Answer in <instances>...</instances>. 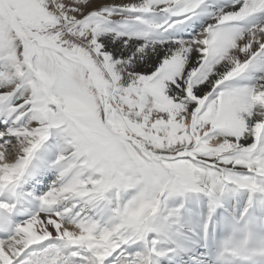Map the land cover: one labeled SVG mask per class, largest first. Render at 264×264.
Returning a JSON list of instances; mask_svg holds the SVG:
<instances>
[{"label":"snow or ice","instance_id":"obj_1","mask_svg":"<svg viewBox=\"0 0 264 264\" xmlns=\"http://www.w3.org/2000/svg\"><path fill=\"white\" fill-rule=\"evenodd\" d=\"M108 3L129 13L111 39ZM204 4L0 0V264H159L178 253L160 245L202 209L200 194L210 243L217 210L243 193L216 260L264 264L246 219L257 195L264 211V23L234 26L264 15V0H233L190 41L131 39L136 24L173 29ZM154 12L169 19H144ZM254 72V83H228ZM53 135L55 159L38 157ZM49 169L56 180L21 219V183ZM174 196L186 199L166 209Z\"/></svg>","mask_w":264,"mask_h":264},{"label":"bare ground","instance_id":"obj_2","mask_svg":"<svg viewBox=\"0 0 264 264\" xmlns=\"http://www.w3.org/2000/svg\"><path fill=\"white\" fill-rule=\"evenodd\" d=\"M119 3V0H117ZM233 4V0H205V4L202 5L200 9L197 10V14L192 16L190 20L185 21L183 24L178 25L176 28L173 29H150L147 24H136L135 30L131 33V39L136 40L138 44H149L154 45L156 48H166L168 44L173 43L175 41H190L192 40L197 33H199L203 27H206L208 23L214 22L215 15L219 12L221 8L228 10ZM104 5H111L114 9L117 8L120 10L121 17L114 19L116 22V27L119 29V32L109 35L107 39H111L113 35H120L122 32H127L128 29L124 27L125 20L129 17V13L126 11L124 7H116L113 6L111 3L104 4ZM201 10V11H199ZM114 15V14H113ZM149 23H164L168 20V16L162 12H154L144 17ZM264 23V15H257L256 17L248 18L245 21L238 22L234 25L237 28L246 29L251 27L253 24ZM122 39H129L128 35H124L121 37ZM116 42H120L117 39ZM149 67H152L149 65ZM258 73H251L246 74L245 79L237 78L234 81L228 82L230 84H251L255 82V79L258 78ZM57 137L55 135L51 136L49 141L46 142L45 146L43 147L48 151L50 150V146L56 144ZM56 154L59 153V146L55 148ZM45 153V152H44ZM38 157L41 156L40 152L37 154ZM55 159V155H52V159ZM35 163V162H34ZM51 173L55 174V180L57 178V174L54 169H49L45 173L46 180H37L32 177H27L25 180L27 183H31L30 192H34L36 190H40L41 188L47 190L50 188L52 183L55 180H49ZM53 174V175H54ZM30 189V188H27ZM33 190V191H32ZM20 191L24 193V200L22 201L20 207L25 208L27 210L28 216L35 212L38 208V200L37 197L32 196L29 194V190L26 192L21 189ZM185 197L174 196L169 198L168 206L169 209H173L178 207L179 204L184 201ZM191 199V197L187 198ZM199 200L201 202H205L203 204L202 209L200 207L197 208V212L195 214L185 211L183 215V219L181 220L179 226L173 227L171 233L168 237H165L162 240L160 247L164 250L170 248H176L178 250L177 254L169 253L167 256L160 258L159 264H190L186 257L190 255L192 257H196L199 259L203 258V233L200 231L199 224L201 221V211L204 215L207 213V197L200 194ZM260 197L257 195L254 202V207L257 211H260L261 214L264 215V211L261 210L259 204ZM248 201V194L243 193L239 197L231 198L228 203L224 206L232 213L238 215L243 208L246 206ZM215 221V218H214ZM213 221V222H214ZM133 248H137V246H133ZM111 259V258H110Z\"/></svg>","mask_w":264,"mask_h":264},{"label":"rangeland","instance_id":"obj_3","mask_svg":"<svg viewBox=\"0 0 264 264\" xmlns=\"http://www.w3.org/2000/svg\"><path fill=\"white\" fill-rule=\"evenodd\" d=\"M199 11H201V10H199ZM100 13H101V21H102V23H104V15L105 14H110V19L105 23V27L106 28H108L109 26H111V28H112V31H111V34L110 35H112V34H115V33H117V32H119V29L116 27V22L114 21V19H117L118 17L120 18L121 17V14H120V10L119 9H117V8H113L111 5H103L101 8H100ZM114 14V15H113ZM45 152V153H44ZM40 154H41V156L42 155H49V160L51 161V159H52V155H50V151H48V150H46L45 151V149L44 148H42L41 150H40ZM54 173H51V175H50V177L48 178V181L50 180H55V174L53 175ZM30 185H31V183L29 182V183H27L26 182V180H24L22 183H21V189L23 190V191H27V188H30V190H31V188L32 187H30ZM49 189H47V190H43L42 189V191H43V193H40V194H38V195H35V194H33V192H31V194H33V195H35V197H40V196H42L43 194H45L47 191H48ZM40 190H36V192L38 193ZM34 193H35V191H34ZM168 204V201L166 202V209H168V210H170L169 208V206L167 205Z\"/></svg>","mask_w":264,"mask_h":264}]
</instances>
